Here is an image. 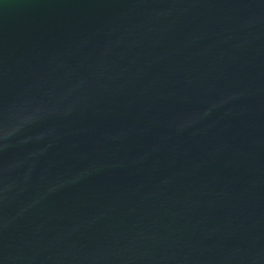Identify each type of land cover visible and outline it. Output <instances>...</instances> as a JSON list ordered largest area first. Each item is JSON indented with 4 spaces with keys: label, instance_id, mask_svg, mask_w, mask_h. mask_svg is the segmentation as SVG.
Listing matches in <instances>:
<instances>
[{
    "label": "water",
    "instance_id": "water-1",
    "mask_svg": "<svg viewBox=\"0 0 264 264\" xmlns=\"http://www.w3.org/2000/svg\"><path fill=\"white\" fill-rule=\"evenodd\" d=\"M0 264H264V0H0Z\"/></svg>",
    "mask_w": 264,
    "mask_h": 264
}]
</instances>
